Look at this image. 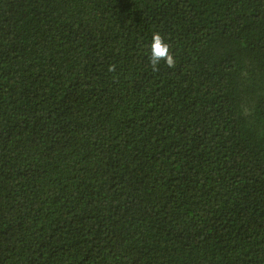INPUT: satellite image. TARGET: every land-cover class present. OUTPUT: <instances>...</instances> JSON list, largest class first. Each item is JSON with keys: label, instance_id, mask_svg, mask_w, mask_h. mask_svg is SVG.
Returning a JSON list of instances; mask_svg holds the SVG:
<instances>
[{"label": "trees", "instance_id": "trees-1", "mask_svg": "<svg viewBox=\"0 0 264 264\" xmlns=\"http://www.w3.org/2000/svg\"><path fill=\"white\" fill-rule=\"evenodd\" d=\"M0 264H264V0H0Z\"/></svg>", "mask_w": 264, "mask_h": 264}, {"label": "clouds", "instance_id": "clouds-1", "mask_svg": "<svg viewBox=\"0 0 264 264\" xmlns=\"http://www.w3.org/2000/svg\"><path fill=\"white\" fill-rule=\"evenodd\" d=\"M148 59L153 71L157 70L161 62L166 64L170 69L176 66V61L170 51V46L159 32L152 34ZM108 70L114 71V66H109Z\"/></svg>", "mask_w": 264, "mask_h": 264}]
</instances>
